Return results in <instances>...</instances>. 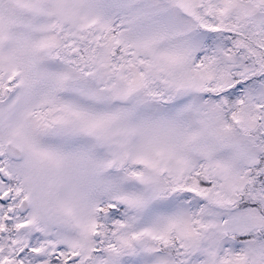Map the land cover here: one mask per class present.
Wrapping results in <instances>:
<instances>
[{
	"label": "snow or ice",
	"instance_id": "6c2138e0",
	"mask_svg": "<svg viewBox=\"0 0 264 264\" xmlns=\"http://www.w3.org/2000/svg\"><path fill=\"white\" fill-rule=\"evenodd\" d=\"M0 264H264V0H0Z\"/></svg>",
	"mask_w": 264,
	"mask_h": 264
}]
</instances>
